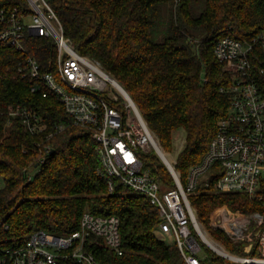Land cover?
Returning a JSON list of instances; mask_svg holds the SVG:
<instances>
[{
  "label": "trees",
  "instance_id": "1",
  "mask_svg": "<svg viewBox=\"0 0 264 264\" xmlns=\"http://www.w3.org/2000/svg\"><path fill=\"white\" fill-rule=\"evenodd\" d=\"M51 4L65 38L124 86L164 150L171 148L178 130L185 132L175 167L186 183L190 167L206 154L218 121L231 104L227 89L234 75L216 57L215 44L227 35L251 41L263 32L264 0H51ZM16 6L26 7L27 1L0 0V8ZM26 47L23 53L0 45V254L21 246L38 230L70 234L80 228L82 214L89 210L120 219L121 255L91 238L90 249L102 264H182L178 245L154 233L161 220L158 206L122 185L110 192L99 174L101 162L91 130L73 122L56 94L46 88L32 91L31 79L21 76L19 65L29 56L37 59L42 71L56 72L55 41L29 36ZM249 72L264 97L261 41L251 51ZM26 116L39 117L45 129L32 133ZM46 145L51 146L48 153ZM154 165L160 181L174 185L165 164ZM215 181L200 183L189 199L214 237L230 252L246 253L245 241L234 242L209 223L223 205L241 213L264 212V175L261 199L220 192ZM203 263L227 264L212 256Z\"/></svg>",
  "mask_w": 264,
  "mask_h": 264
},
{
  "label": "built area",
  "instance_id": "2",
  "mask_svg": "<svg viewBox=\"0 0 264 264\" xmlns=\"http://www.w3.org/2000/svg\"><path fill=\"white\" fill-rule=\"evenodd\" d=\"M26 1V7L0 8V45L26 53L29 36L55 41L56 72L42 71L40 63L31 56L20 63L18 70L22 77L31 79L32 91L46 88L53 92L73 122L91 130L101 162L99 174L107 181L110 192L122 185L148 196L158 206L161 218L154 233L178 245L182 264H204L207 255L200 254L203 245L218 252L226 262L264 264V212L241 213L228 205L214 211L209 223L212 228L224 230L234 242H246V253H235L213 241L189 199L201 183L200 177L207 173L202 183L209 184L216 178L214 187L220 192L262 198L264 97L249 69L254 45L261 41L264 47V31L251 41L227 35L215 44L216 57L234 75L227 89L232 94L231 104L227 115L218 121L206 154L190 167L183 183L176 160H169L129 92L99 61L81 54L65 38L51 0ZM25 121L32 133L45 129L37 116H26ZM50 150V145L44 147L45 153ZM154 151L168 168L174 185L163 183L145 168V154ZM92 237L117 254L123 253L120 219L85 210L76 231L66 235L35 231L21 246L2 252L0 264H102L90 249Z\"/></svg>",
  "mask_w": 264,
  "mask_h": 264
},
{
  "label": "rangeland",
  "instance_id": "3",
  "mask_svg": "<svg viewBox=\"0 0 264 264\" xmlns=\"http://www.w3.org/2000/svg\"><path fill=\"white\" fill-rule=\"evenodd\" d=\"M182 143H183V145H182ZM184 144H185V132L183 130H178V132H176L175 140H174L171 148L164 150L170 161L174 162L177 159L178 154H179L180 150L182 149V147L184 146ZM144 162H145V168H147L150 171H153L152 169L155 166L154 164H160L163 161H162L161 157L158 155V153L156 151H154L152 153H146L145 154ZM145 168H143V171L145 170ZM207 175H208V173L205 174L204 176L200 177L201 183L203 182V180L205 179V177ZM186 178H187V176H186ZM2 184H3V178L0 177V186ZM202 224H203L204 228L208 231V233L211 236V238L213 239V241L218 246L224 247L227 251H229V249L226 247V245L221 240L217 239L216 237H214L210 233V231L208 230L207 224L206 223H202ZM203 247H204V249L202 250V252L200 254L212 256L217 260L221 257L218 252L214 251L213 249L208 248L206 245H203Z\"/></svg>",
  "mask_w": 264,
  "mask_h": 264
},
{
  "label": "bare ground",
  "instance_id": "4",
  "mask_svg": "<svg viewBox=\"0 0 264 264\" xmlns=\"http://www.w3.org/2000/svg\"><path fill=\"white\" fill-rule=\"evenodd\" d=\"M203 234H204L205 238H207L211 243H213V242L210 240V238H209V236L207 235L206 232H203Z\"/></svg>",
  "mask_w": 264,
  "mask_h": 264
},
{
  "label": "water",
  "instance_id": "5",
  "mask_svg": "<svg viewBox=\"0 0 264 264\" xmlns=\"http://www.w3.org/2000/svg\"><path fill=\"white\" fill-rule=\"evenodd\" d=\"M227 264H239V263H235L233 261H227Z\"/></svg>",
  "mask_w": 264,
  "mask_h": 264
}]
</instances>
